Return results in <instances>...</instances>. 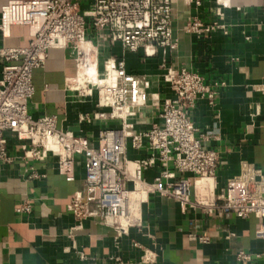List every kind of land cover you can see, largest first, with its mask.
<instances>
[{
  "label": "crops",
  "instance_id": "crops-1",
  "mask_svg": "<svg viewBox=\"0 0 264 264\" xmlns=\"http://www.w3.org/2000/svg\"><path fill=\"white\" fill-rule=\"evenodd\" d=\"M8 1L0 0V13ZM172 5L177 39L173 49L130 51L112 41L107 31L92 29L88 39L97 44L100 72L107 60L123 59L128 72L146 81L147 101L128 117L137 131L163 124L164 101L174 97L163 80L168 67L186 68L211 85L218 83L215 100H199L192 112L202 144L219 153L215 176L195 178L171 165L173 175L164 181L193 182L187 209L183 211L174 197L148 192L136 206L140 220L121 232L98 219L78 221L68 208L75 192L85 186L84 156H76L75 180L68 181L59 172L58 156L27 160L20 142L11 138L14 161L0 165V264H115L117 259L135 264H238L239 250L260 254L250 264H264V238L256 234L262 219L220 208L229 180L239 176L244 162L264 175V0H172ZM194 18L217 21L222 27L199 36L186 30ZM31 33L28 25L12 26L7 37L0 32V49L28 47ZM12 62L0 55V80L4 66ZM80 69L73 44L51 48L44 66L33 72L35 92L28 111L35 119L55 116L59 129L96 145L102 129L120 128L122 121L92 117L110 108L98 106L97 90L89 93L88 81H79ZM151 154L147 140L135 148L129 138L126 168L132 170L135 162ZM163 170L157 159L143 170V179L154 182ZM124 186L132 189L133 183L124 180ZM25 200L32 201L31 211L17 212ZM149 257L155 263L145 261Z\"/></svg>",
  "mask_w": 264,
  "mask_h": 264
},
{
  "label": "built area",
  "instance_id": "built-area-1",
  "mask_svg": "<svg viewBox=\"0 0 264 264\" xmlns=\"http://www.w3.org/2000/svg\"><path fill=\"white\" fill-rule=\"evenodd\" d=\"M85 1L88 6L83 8ZM172 18V0H9L0 13L1 35L9 36L14 25H28L32 39L25 48L0 49L1 56L14 60L4 66L0 80V165L14 161L11 138L20 142L27 160H42L49 154L58 156L59 172L68 181L75 180L76 156H84L85 186L75 192L68 208L78 221L98 219L121 232L140 220L136 206L148 192L176 198L185 211L192 202L189 190L193 182L190 178L177 183L164 180L173 175L171 165L195 178L215 176L220 164L219 153L202 144L192 112L199 100H215L218 83L211 85L203 75L186 68L168 67L163 80L174 91V97L164 101L163 124L137 131L128 117L146 103V81L141 83L128 72L125 60H107L103 80L89 75L86 81L90 84L89 93L98 92V106L110 110H100L92 117L118 118L122 126L102 129L96 145L84 136L59 129L55 116L35 119L28 111L35 92L33 72L44 66L51 48L73 44L81 68L89 56L80 43L89 41L88 31L92 29L97 33L107 31L112 41L121 42L130 51L144 47L147 54H154L156 47L177 46ZM221 27L217 21L194 18L186 30L200 36ZM129 138L135 148L147 140L152 150L151 156L135 162L132 170L125 166ZM157 159L164 167L162 176L147 182L143 179V170ZM32 175L37 176L36 172ZM124 180L131 181L133 188L125 187ZM221 200L220 208L225 213L234 212L242 218L254 214L261 218L256 234L264 238V175L260 169L244 162L239 176L229 180ZM31 209V200L16 208L19 213ZM191 236L207 240L204 235ZM259 256L248 250L236 253L238 264H250ZM145 261L155 263L150 257ZM115 264L135 263L117 259Z\"/></svg>",
  "mask_w": 264,
  "mask_h": 264
},
{
  "label": "bare ground",
  "instance_id": "bare-ground-1",
  "mask_svg": "<svg viewBox=\"0 0 264 264\" xmlns=\"http://www.w3.org/2000/svg\"><path fill=\"white\" fill-rule=\"evenodd\" d=\"M81 47L85 49L88 54L91 52V50L95 49V46L90 41H84L83 43H81ZM103 74L99 71L97 63L95 61H90L89 59L84 65L81 66L80 69L81 79H88V76L90 75L94 76V78H97L100 81L103 80Z\"/></svg>",
  "mask_w": 264,
  "mask_h": 264
},
{
  "label": "rangeland",
  "instance_id": "rangeland-1",
  "mask_svg": "<svg viewBox=\"0 0 264 264\" xmlns=\"http://www.w3.org/2000/svg\"><path fill=\"white\" fill-rule=\"evenodd\" d=\"M93 45H97L95 42H93L92 43ZM98 49L97 48H95V49H93V50H91V52L87 55V56H89V60L90 61H95L96 63H97V61H98V51H97ZM104 72H105V70H104ZM103 72V73H104ZM102 73V74H103ZM101 74V73H100ZM86 79L87 78H83V79H81L80 77H79V81H82V83H85L86 82ZM85 81V82H84ZM85 84H87V82L85 83Z\"/></svg>",
  "mask_w": 264,
  "mask_h": 264
}]
</instances>
